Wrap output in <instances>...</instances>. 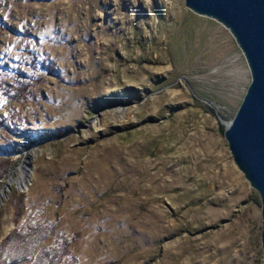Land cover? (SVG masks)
I'll list each match as a JSON object with an SVG mask.
<instances>
[{"label":"rangeland","instance_id":"obj_1","mask_svg":"<svg viewBox=\"0 0 264 264\" xmlns=\"http://www.w3.org/2000/svg\"><path fill=\"white\" fill-rule=\"evenodd\" d=\"M250 82L185 0H0V247L61 251L60 234L65 264H263L261 199L225 139Z\"/></svg>","mask_w":264,"mask_h":264},{"label":"water","instance_id":"obj_2","mask_svg":"<svg viewBox=\"0 0 264 264\" xmlns=\"http://www.w3.org/2000/svg\"><path fill=\"white\" fill-rule=\"evenodd\" d=\"M185 6L224 26L249 68L250 85L227 124L225 139L234 163L261 199L264 264V0H185Z\"/></svg>","mask_w":264,"mask_h":264},{"label":"trees","instance_id":"obj_3","mask_svg":"<svg viewBox=\"0 0 264 264\" xmlns=\"http://www.w3.org/2000/svg\"><path fill=\"white\" fill-rule=\"evenodd\" d=\"M0 162H4V165L0 167V180H4L8 168H11V166L6 163L8 161L0 160ZM58 236L59 240L63 242L61 251L56 248L50 251L44 249L38 251L43 239L38 243H30L26 236L13 232L2 242L0 264H65L63 258L70 257V243L62 235L59 234ZM26 245L29 247H24ZM15 250L17 253L14 252ZM34 255L35 258L31 262L30 260Z\"/></svg>","mask_w":264,"mask_h":264},{"label":"bare ground","instance_id":"obj_4","mask_svg":"<svg viewBox=\"0 0 264 264\" xmlns=\"http://www.w3.org/2000/svg\"><path fill=\"white\" fill-rule=\"evenodd\" d=\"M18 172H19V174H20V176H19V178H18V180H17V182H19L20 184L19 185H21L22 187H25V189H28L29 188V186H30V184H29V182H28V177H27V174H25V172H26V169L24 168V167H22L21 169H18ZM32 175V174H31ZM11 183H13V182H10V184ZM10 185H8L7 186V188L9 187ZM6 192L4 191L3 192V198L6 196V194H5ZM2 198V199H3Z\"/></svg>","mask_w":264,"mask_h":264}]
</instances>
